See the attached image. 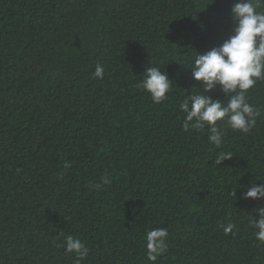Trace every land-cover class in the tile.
<instances>
[{
    "label": "trees",
    "instance_id": "obj_1",
    "mask_svg": "<svg viewBox=\"0 0 264 264\" xmlns=\"http://www.w3.org/2000/svg\"><path fill=\"white\" fill-rule=\"evenodd\" d=\"M209 2L0 0V264H75L67 235L82 264H264L248 225L264 199L240 187L264 183V81L249 133L225 123L216 148L182 127L180 102L202 91L192 58L232 34L234 0ZM150 66L172 82L161 104L137 87ZM219 151L233 155L215 165ZM154 228L168 247L152 262Z\"/></svg>",
    "mask_w": 264,
    "mask_h": 264
},
{
    "label": "clouds",
    "instance_id": "obj_2",
    "mask_svg": "<svg viewBox=\"0 0 264 264\" xmlns=\"http://www.w3.org/2000/svg\"><path fill=\"white\" fill-rule=\"evenodd\" d=\"M230 15L234 23L228 39L218 47L203 53L196 52L192 58L191 76L201 82V87L193 88L202 91L189 92L179 104V111L185 114L183 130L188 132L207 127L210 132L208 140L216 148L223 144L222 126L225 123L233 131L245 134L255 126L260 113L257 107L249 103L247 93L258 81H264V0H234ZM161 69L157 66L144 68L143 77L137 84L138 88L149 94L154 104H161L167 99V93L172 91V82ZM103 74L104 68L97 64L94 76L102 79ZM217 87L226 101L209 95ZM232 155L231 151H219L213 163L219 165ZM102 182L110 183L107 175ZM240 187L246 189L241 191V198L264 199V183ZM230 195L233 200L237 199L236 188L230 191ZM255 212L257 218L253 219L250 215L248 225L253 229L255 239L264 244V206L255 208ZM236 227L228 223L223 226V231L228 234ZM167 236L166 228L146 231L144 246L149 261L155 262L167 250ZM62 246L66 253L74 255L75 264H82L89 253L82 240L73 235L65 236Z\"/></svg>",
    "mask_w": 264,
    "mask_h": 264
}]
</instances>
